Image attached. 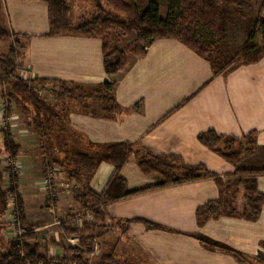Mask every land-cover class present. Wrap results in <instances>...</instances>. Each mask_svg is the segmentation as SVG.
<instances>
[{"label":"crops","instance_id":"0c3cea01","mask_svg":"<svg viewBox=\"0 0 264 264\" xmlns=\"http://www.w3.org/2000/svg\"><path fill=\"white\" fill-rule=\"evenodd\" d=\"M2 14L15 34L27 38L26 79L57 80L82 89L60 102L68 112V133L76 151L86 149L81 137L99 146L132 147L121 173L129 191L161 181L158 175L145 176L138 166L139 159L148 154L170 157L176 165H204L225 183L230 182L225 176L240 168L264 169V57L215 76L211 64L180 41L158 39L144 58L132 61L119 76L110 77L104 69L101 39L45 37L50 29L46 4L3 0ZM114 80L118 82L114 92L117 104L139 110L110 120L105 117V105L92 94L103 83ZM208 131L238 139L255 131L257 149L244 154L238 165L231 164L199 141V135ZM94 157L99 165L88 185L101 194L115 167L102 162L99 155ZM258 185L264 194V175L258 178ZM227 195L225 186L202 180L125 198L102 211L108 225L115 222L120 227L126 222L127 229L120 227L117 241H131L133 247H124L135 264H248L232 253L262 264L264 209L255 223L226 217L198 223V208ZM137 220L159 225L162 230H149ZM44 228L39 225L30 233L38 237Z\"/></svg>","mask_w":264,"mask_h":264},{"label":"rangeland","instance_id":"374dc122","mask_svg":"<svg viewBox=\"0 0 264 264\" xmlns=\"http://www.w3.org/2000/svg\"><path fill=\"white\" fill-rule=\"evenodd\" d=\"M65 1L70 8L69 18L73 28L89 24L94 20L93 18L97 17L101 8L114 16L117 14L120 21L128 22L129 16H134L131 1L136 2L134 5L136 8L139 6L138 10L140 8L141 12L151 1L158 3L162 18H167L169 9V0ZM263 6L264 0H226L215 4L214 26L209 28L197 22L195 31V26L193 27L196 39L209 50L206 57L234 62L235 66L244 63L242 52L252 30L255 29L256 34H259L257 41L260 44L262 42L259 24L264 22ZM179 13L175 12V14ZM189 20V18L184 20L187 25H190ZM0 23L3 27L1 28L9 34L7 39L0 41V61H8L10 49L13 50L18 56L12 62L13 77L16 78L14 80L23 79L37 97L46 100L51 106L56 105L62 108L60 102L66 97L57 96V93L62 94L60 84L34 83L25 78L23 69L28 51L25 40L27 38L15 36L2 13ZM94 33L102 38L108 54L115 50L128 54L130 65L132 61L137 60V54L140 53V50L136 54L131 53V49L136 45L143 48L138 32L129 29L127 24L106 23L99 25ZM10 94L12 91L0 84V173L3 175V181L0 184L2 190L7 192L9 202L6 212L0 214V244L2 240L5 245H0V257L9 250L7 245L18 243L20 258H24L26 253L23 240L29 238L30 232L41 225L46 228L37 234L36 241L42 251L41 254L46 253L50 262L64 261V264H78L76 255L82 251L84 252L82 261L87 264H99L101 260H106L110 264H135L124 247L125 244L133 247V244H130L131 241L120 242L119 240L120 243L117 241L119 236L117 233L127 229L126 222L124 225L120 224L121 229L115 222H109L108 225L105 213V217L103 215V218L97 219L100 208L94 201L96 205L91 203L93 198H90L84 189L87 186L86 179L80 176L75 179L70 177V173L76 170L74 168L76 166L70 163L71 160L70 162L62 161L61 166L53 163L62 157L60 158V154L56 152L55 141L49 135H43L38 128L41 125L43 128L48 117L37 113L38 117L34 105L27 103L23 97L16 102L10 100ZM7 109L10 111H6ZM8 135L18 146L15 158L11 157L7 149ZM75 150L73 153L76 155ZM73 160L75 161V158ZM13 174L17 175V181L14 183L17 188L15 193H10ZM160 180L162 181V178ZM81 194L83 197L79 199ZM19 200L22 204H19ZM84 201L90 202L92 206L90 210L86 211L82 207ZM19 209L21 213L17 212ZM89 225L94 227L88 228ZM117 227L120 230H117ZM88 233L91 235L87 237L85 234ZM101 237L107 239L102 242ZM28 242L32 246L35 240ZM54 250L58 255H54ZM51 251L53 255H50ZM261 263L264 264V259Z\"/></svg>","mask_w":264,"mask_h":264},{"label":"trees","instance_id":"16d2710c","mask_svg":"<svg viewBox=\"0 0 264 264\" xmlns=\"http://www.w3.org/2000/svg\"><path fill=\"white\" fill-rule=\"evenodd\" d=\"M45 3L48 6L49 18H50V29L45 35L48 38L55 37H92L100 38L96 35L94 31L99 25L106 23L109 24H127L128 28L138 32V37L140 42L143 43V48L138 45L134 46L131 53L137 54V59L144 58L147 54L149 46L158 39H173L180 41L183 45L189 48L191 51L196 53L199 57L207 60L215 73V76H221L229 72L231 69L235 68L234 62L222 61V59H213L206 57L209 52L208 48L202 45L196 39L193 32V27L198 23H203L205 26L212 28L214 26V21L216 18L215 4H219L226 0H169V9L167 18H162L160 15L158 3L151 1L149 5L145 8L143 12L136 8V2H133L131 8L134 9V16H129V21H120L118 15H112V13L107 12L103 8L99 10L96 18H93L89 24L80 25L76 28L71 26L69 13L70 8L67 6L65 0H35ZM113 1V0H109ZM213 2H215L213 4ZM128 4V3H126ZM135 4V5H134ZM130 5V4H128ZM264 7V6H263ZM3 10V0H0V19ZM175 12H180L175 14ZM185 18H189L190 25H187L184 21ZM0 23V41L2 39H7L9 34L1 28ZM260 27V37L262 39L261 44L257 41L258 35L256 30H252L249 35L248 42L243 49L242 59L244 63H239L240 65L251 64L258 62L262 57H264V22L259 24ZM194 27V31L196 30ZM14 33V32H13ZM17 37H26L15 34ZM142 48V49H141ZM104 52V69L107 75L110 77H117L118 75L124 73L130 66L128 62V54L124 52H118L117 50L108 54L107 47L103 43ZM10 58L6 62L0 61V84L1 86L8 87L12 94L9 95L10 100H18L23 97L27 103L34 105L36 114H42L47 116V120L43 125V128L39 126L43 135H49L53 141L56 143L57 153L60 154L59 161H54L55 165H60L63 162L73 163L76 170L70 173L72 178H85L87 181V186L84 188L87 195L99 205V214L97 219L103 218L105 214L102 208L118 202L125 198L136 197L144 194H148L160 189H164L176 185H185L190 183L199 182L202 180H212L218 186H225L228 195L227 197L221 196L217 201L209 202L208 204L198 208L196 216L199 224H203L205 221L211 219L219 218H233L244 220L246 222L255 223L257 222L264 209V194L260 192L258 185V178L264 175V169H238L235 174L227 175V179L230 182L225 183L224 180L217 174L209 172L204 165L199 166H187L186 164L176 165L173 163L174 159L170 157H155L151 154L146 155L139 159L138 166L141 172L147 177L160 176L162 181L157 182L154 185L143 187L141 189L129 191L127 189L126 180L122 176V170L128 162L129 157L133 153V149L130 145L119 144V145H109V146H99L94 145L86 140V138L81 137L80 142L85 144L86 149L76 151L75 146L71 142V135L68 133L69 125L67 121V109L65 106L58 108L56 105H49L46 100L37 97L32 90L29 89L28 84L23 79H16L14 76L13 61L15 57L14 51L10 49ZM237 66V64H236ZM34 83H57L62 87V94H57L61 98L71 97L76 92H81L82 89L75 86H71L66 82H61L57 80H30ZM118 82L116 80L112 82L103 83L93 94L97 101L105 105L104 113L105 117L110 120H116L119 116L123 114L130 113L133 110H139L138 107L133 108H123L119 106L115 100L114 92L117 88ZM186 103V102H185ZM6 111H10L7 109ZM37 114V116H38ZM39 117V116H38ZM256 132L253 131L246 135L243 139H238L235 137L223 136L217 134L215 131H208L199 135V141L210 151L216 153L222 159L228 161L231 164L238 165L244 154H253L257 149L256 144ZM7 149L12 158L17 156L18 146L14 143L13 138L8 135L6 137ZM76 151L75 155L73 151ZM95 156H100L102 162L109 163L115 167V173L112 180L110 181L107 189L101 193L97 194L92 189H90L88 183L92 179L94 172L98 168L99 160ZM72 158V159H71ZM75 158V161L73 160ZM232 179V180H231ZM12 187L10 188V193H15L17 188L14 184L17 181V175H12ZM3 181V175L0 173V183ZM83 195L79 196V199ZM93 202V203H94ZM22 201L19 200V204ZM82 203V202H81ZM94 203V205H96ZM8 197L7 192L2 190V185L0 184V214H4L8 209ZM84 209L90 210V202L82 203ZM18 213L20 209L17 211ZM146 225L149 230H162L159 225H155L145 220H137ZM129 224L130 221H127ZM85 226V225H84ZM88 228H93L94 226H87ZM77 232V231H76ZM73 232V233H76ZM25 241V257L20 258L19 246L17 244L7 245L6 254L0 257V264H64V261L50 262L47 258L48 256L41 255L40 246L36 241V237L33 233L28 235ZM31 238V239H30ZM1 239V238H0ZM33 242V245H29V240ZM2 246H5L2 243ZM90 246V245H89ZM264 248V242L262 243ZM78 251V250H77ZM84 252L80 251L76 255L78 264H87L82 261ZM239 261H244L248 264H255L242 256L232 253ZM99 264H109L106 260H101Z\"/></svg>","mask_w":264,"mask_h":264}]
</instances>
